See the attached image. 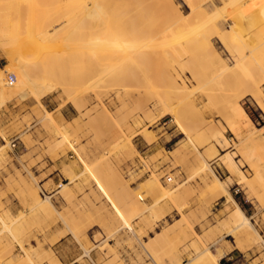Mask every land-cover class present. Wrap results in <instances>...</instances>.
I'll use <instances>...</instances> for the list:
<instances>
[{"label": "rangeland", "instance_id": "374dc122", "mask_svg": "<svg viewBox=\"0 0 264 264\" xmlns=\"http://www.w3.org/2000/svg\"><path fill=\"white\" fill-rule=\"evenodd\" d=\"M78 1L52 2L68 12L63 13L67 21L53 26L67 22L61 35L70 36L63 47L0 46L6 80L9 74L14 82L18 77L11 71L10 52L29 64L33 79L20 91H3L0 85V264H198L194 260L203 248L212 257L223 252L221 264H264V128L259 129L264 110L251 95L231 93L229 81H216L222 70L199 42L211 34L213 47L234 63L218 38L241 20L234 3L193 0L197 9L190 0H174L179 9L174 11L163 2L155 8L158 0L142 5L143 0H117L122 5L115 3L114 15L119 7L130 12L119 9L122 14L115 16L121 23L105 15L89 19L83 11L87 14L92 0ZM44 12L37 16L46 18ZM127 21L135 22L133 27ZM124 47L132 53L124 54ZM43 80L58 89L38 99L30 87ZM21 91H28L27 98ZM261 91L264 101V83ZM236 105L245 118L235 112ZM64 108L74 117L63 118ZM165 109L178 111L183 128ZM227 151L236 167L220 159ZM157 181L168 195L159 209L142 214V206L163 192ZM237 203L258 231L242 247L235 235H225Z\"/></svg>", "mask_w": 264, "mask_h": 264}, {"label": "bare ground", "instance_id": "6f19581e", "mask_svg": "<svg viewBox=\"0 0 264 264\" xmlns=\"http://www.w3.org/2000/svg\"><path fill=\"white\" fill-rule=\"evenodd\" d=\"M55 0H0V46L2 47H9V48H17V47H27V48H32V49H39L38 51H41L44 50V49H52L54 48L55 46H64L66 43H67V39L69 38L68 36H62L61 35V31H63V27L67 24L63 23L62 25L60 24V26L58 28H53L54 25L60 23L62 21V18L67 21L64 17L66 16L65 14L68 15V12L65 13V10L63 11L62 8L61 11L62 12V16H61V11H59V9H57L52 2H54ZM56 1H59V0H56ZM78 1V0H77ZM83 1L85 2V4L87 3L86 0H79L78 2L80 3H83ZM90 1V0H88ZM105 1H108V0H104L103 3ZM111 1L112 4V8H111V3L109 4L108 7H106L107 3H109ZM108 1L107 3L105 2V6L103 5L102 0L100 2V0H92V5L89 7V10L87 11V14H85V11H83L84 15H89V17H103L104 15L110 20V19H114V17H117L115 15H119L120 13L122 14V11L121 10H128L126 6H128V3L129 1L131 2V0H129L128 2H126L127 4L123 5L124 7L126 8H118V14L115 13L114 15V6H115V3L117 4V7H118V3L121 2V1H118L117 3V0H110ZM125 1V0H124ZM123 1V2H124ZM127 1V0H126ZM133 1V0H132ZM141 1V0H139ZM145 0H143V2L141 3V5L144 2ZM156 1V0H155ZM159 2L158 5L155 4V8L156 6H163L162 3L160 4V2H163L164 3H168L170 4L169 6H171V8L174 10V11H178L179 9H177L175 6V1L174 0H158ZM189 1V0H188ZM206 1V0H205ZM234 5L236 6L237 10L240 12L241 14V20L237 23H234L232 24L229 28H228V31H226V33L224 34H221L219 35V40L221 41V43L223 44V47L225 48V50L234 57V63L233 64H230L222 55L221 53L217 52V50L215 49V47H213L212 43H211V37L213 38V36H211V34H208L206 32V37H203L201 41H199L200 43H204L206 45V48L207 50L209 51V53L207 52V54H212L214 57V61L215 63H218L220 69L222 70V72L218 73L217 76L215 77L216 81H221L223 82L224 80L226 81H229L230 84H231V89L232 92L231 93H239L241 96H244V95H251L258 103V105L264 110V101L262 100V91H261V85L264 83V0H231ZM65 2V1H64ZM62 3V5L66 4L67 2L65 3ZM75 2V1H73ZM72 2V3H73ZM78 2L76 4H78ZM134 2H136L134 0ZM133 2V3H134ZM138 2V0H137ZM151 2V0H150ZM153 2V1H152ZM186 2V1H185ZM191 3H193L192 6H194V2L196 1H189ZM201 2V1H200ZM204 2V1H203ZM202 2V3H203ZM50 3H52L53 6L50 5ZM59 3V2H58ZM140 3V2H139ZM147 3V2H146ZM156 3V2H154ZM153 3V4H154ZM198 3V1H197ZM61 4V3H60ZM68 4L71 5V3L69 2ZM67 4V5H68ZM88 4V3H87ZM132 3H130V6L131 8L135 6V4L131 5ZM138 4V3H136ZM151 4V3H150ZM196 4V3H195ZM69 5V6H70ZM119 5H122V3ZM200 5V4H199ZM56 6H59V4H56ZM76 6V5H75ZM165 6V5H164ZM198 4H196L194 7H197ZM68 7V6H67ZM152 6H150L149 8H151ZM168 7V5L166 6ZM165 7V8H166ZM199 7V6H198ZM197 7V9H198ZM70 8V7H69ZM68 8V10H69ZM75 7H72V10L74 9ZM85 8H87L85 6ZM111 8V9H110ZM130 8V7H128ZM130 8V9H131ZM140 8L142 9V6H140ZM144 8V6H143ZM159 8H161L159 6ZM164 8V7H163ZM63 9H65V7L63 6ZM111 11H110V10ZM121 9V10H119ZM146 9V8H144ZM154 9V8H153ZM169 9V8H168ZM195 9V8H194ZM195 9V12L196 10ZM47 11V14L46 18H40L39 16H37L38 13H40V11ZM71 10V8H70ZM139 10V9H138ZM161 10V9H160ZM116 11V9H115ZM120 11V13H119ZM134 11V9H133ZM132 11V12H133ZM137 11V9H136ZM134 11V12H136ZM198 11V10H197ZM73 12L75 13V10H73ZM73 12L69 13V15L73 14ZM132 12H131V16L130 18L132 17ZM143 12V11H141ZM140 12V13H141ZM145 12V11H144ZM159 12V11H158ZM201 12V11H200ZM42 13V12H41ZM43 13V15H45ZM63 13L64 16H63ZM82 13V15H83ZM124 13V11H123ZM129 10H128V16H129ZM139 13V14H140ZM168 13V12H167ZM177 13V12H176ZM199 13V12H198ZM204 13V12H203ZM135 14V13H134ZM146 14V13H145ZM165 14V13H164ZM83 15V16H84ZM149 15H153V14H149ZM161 15V14H160ZM177 15H181L179 18L176 17L177 19H180L182 17V14L179 12L177 13ZM193 12H192V16H193ZM198 16V14H195ZM201 15V14H200ZM75 16V15H74ZM120 16V15H119ZM122 16H125L124 14ZM139 16H142L139 15ZM138 15L135 17H139ZM184 16V15H183ZM202 16V15H201ZM73 17V16H72ZM86 17V16H85ZM84 17V18H85ZM88 17V16H87ZM91 17L89 19H91ZM134 17V16H133ZM132 17V18H133ZM144 17V16H142ZM141 17V18H142ZM147 17V15H146ZM152 17V16H151ZM159 17V16H158ZM205 16H203L204 18ZM71 18V17H70ZM82 18V17H81ZM80 18V19H81ZM119 17H117V20L119 21L118 19ZM155 18V17H154ZM176 18L174 17L173 18V21L176 20ZM190 18V16L188 17ZM201 18V17H200ZM74 19V17H73ZM86 19V18H85ZM106 19V18H105ZM136 19V18H135ZM144 19V18H143ZM141 19V20H143ZM148 19V18H147ZM146 19V20H147ZM183 19V17H182ZM180 19V20H182ZM191 19V18H190ZM189 19V20H190ZM195 19V18H194ZM206 19V18H205ZM69 20V19H68ZM71 20V19H70ZM69 20V21H70ZM92 20V19H91ZM90 20V21H91ZM103 22H104V18H102ZM108 20V21H109ZM124 21V19H122ZM138 20V19H136ZM135 20V21H136ZM161 20V19H160ZM167 20L168 19V16H167ZM172 20V18H171ZM170 20V22H171ZM180 20H178L180 22ZM185 20V19H183ZM73 21V20H72ZM71 21V22H72ZM76 21V20H75ZM87 21V19H86ZM134 21V19H133ZM132 21V22H133ZM149 22V19L147 20ZM207 21V20H206ZM64 22V21H63ZM79 22H81L79 20ZM89 22V21H88ZM121 22V19L120 21ZM118 22V23H119ZM129 21H127L128 23ZM131 22V21H130ZM131 22V23H132ZM138 22V21H137ZM143 22V21H142ZM141 22V23H142ZM158 22V20L156 21ZM155 22V23H156ZM175 22V23H174ZM173 23L174 24H177V21H174ZM192 22V21H191ZM211 22H213L211 20ZM73 23V22H72ZM78 23V22H77ZM96 23V22H95ZM106 23V22H105ZM122 23V22H121ZM126 23V22H125ZM131 23L128 25H131ZM135 22H133L134 24ZM154 23V24H155ZM167 23V22H166ZM184 23V22H183ZM193 23V22H192ZM206 23V22H205ZM65 24V25H64ZM80 24V23H79ZM139 24V23H138ZM144 24V22H143ZM151 24V23H150ZM162 24V23H161ZM189 23L187 22V25ZM202 24V21L201 23ZM204 24V23H203ZM209 24V22H208ZM73 25V24H72ZM74 25H77V24H74ZM82 25V24H81ZM120 25H123V24H120ZM119 25V26H120ZM127 25V24H125ZM146 25V24H145ZM172 25V24H171ZM194 25V24H193ZM191 25V26H193ZM212 25V24H210ZM209 25V26H210ZM214 25V24H213ZM78 26V25H77ZM95 26V24H94ZM132 26V25H131ZM138 26V25H137ZM148 26V25H147ZM170 26V25H169ZM190 26V27H191ZM208 26V25H206ZM258 26L260 27L261 29V32L259 33L257 28ZM73 27V26H72ZM87 27V26H86ZM90 27V25L88 26ZM133 27V26H132ZM136 27V26H134ZM163 27V26H162ZM167 27V26H166ZM176 27V25H175ZM198 27V26H197ZM201 27V26H200ZM204 27V26H203ZM22 28H24V30L27 31V34L26 36H23V31ZM120 28V27H119ZM129 28H131L129 26ZM138 28V27H137ZM145 28V27H144ZM171 28V27H169ZM194 28V27H192ZM199 28V27H198ZM208 28H211V27H208ZM52 29V30H51ZM66 29V28H65ZM74 27L70 30H73ZM122 29V28H121ZM140 29V28H139ZM161 29V27H160ZM176 29V28H175ZM204 29V28H203ZM206 29V28H205ZM51 30V31H50ZM69 30V29H68ZM69 30V31H70ZM156 30V29H155ZM164 30V29H163ZM188 30V29H187ZM196 30H198L196 28ZM196 30H194L196 32ZM215 30H216V27H215ZM214 30V31H215ZM67 31V30H66ZM65 31V32H66ZM67 31V32H69ZM74 31V30H73ZM121 31V30H120ZM131 31V30H130ZM128 31V32H130ZM135 31V30H134ZM146 31V30H145ZM167 31V30H166ZM191 31V30H190ZM202 31V30H201ZM207 31V30H206ZM212 32V31H211ZM210 32V33H211ZM216 32V31H215ZM47 33V34H45ZM120 33H123L122 31ZM132 33V32H131ZM130 33V34H131ZM148 33V32H146ZM161 33V32H159ZM158 33V34H159ZM205 33V32H203ZM44 34L43 38H40L39 40L37 39L40 35ZM63 34V33H62ZM71 34V33H70ZM133 34H135L133 32ZM93 35V34H92ZM124 35H126L124 33ZM135 35H138V34H135ZM151 35V34H149ZM202 35V33H201ZM215 35V33H214ZM91 36V35H90ZM153 36V35H152ZM156 36V35H155ZM205 36V35H204ZM96 37H94L93 40H96ZM131 37V36H130ZM133 37V36H132ZM149 37V36H147ZM154 37V36H153ZM195 37V36H194ZM215 37V36H214ZM140 38V37H139ZM151 39V37H149ZM132 39V38H131ZM135 39V38H133ZM132 39V40H133ZM145 39V38H144ZM148 39V38H147ZM131 40V41H132ZM136 40V39H135ZM134 40V41H135ZM140 40V39H139ZM92 41V40H91ZM138 41V40H137ZM142 41V39H141ZM140 41V42H141ZM143 41H146V40H143ZM95 41H92L91 44H94V47L97 46V44L93 43ZM134 44V43H132ZM131 44V45H132ZM135 46L137 44H134ZM140 45V43L138 44ZM139 46H137L138 48ZM59 48V47H58ZM130 48V45L129 47ZM137 48L134 46L132 47V50L136 49L135 51H137ZM141 48V47H140ZM11 50V49H10ZM124 50V54L128 52L127 49H125V47L123 48ZM131 50V48H130ZM129 50V51H130ZM9 51V50H8ZM8 51H6L8 53ZM56 51V50H55ZM140 51V50H139ZM14 52H17L16 50ZM48 52V51H47ZM46 51L44 53H46L48 55ZM50 52V51H49ZM54 52V50H53ZM53 52H51V54H53ZM131 52V51H130ZM134 52V51H133ZM206 52V51H205ZM204 52V53H205ZM11 53V52H10ZM9 53V57L10 59L13 61L12 62V65L11 67L13 69H11V71H15L18 75L17 77V81L16 82H9L8 80H6L5 78V69H0V85L2 87V90H6L8 88H11V87H14V88H18L19 91L21 88L23 87H27L29 86L30 82H32L31 80L33 79H30L29 77V64L26 63V62H23L21 60H17L16 58H14V56L16 57V54L14 56H12V54ZM132 53V52H131ZM136 53V52H135ZM134 53V54H135ZM34 55H35V52H34ZM33 55V56H34ZM205 56V54H203ZM38 56V54H37ZM45 57V55H42V57ZM135 56V55H134ZM208 56V55H207ZM19 57V56H18ZM43 57V59H44ZM209 57V56H208ZM35 58V57H34ZM203 59H206L204 57H202ZM210 58V57H209ZM206 59V61L208 62V59ZM20 59V58H19ZM43 59H39L38 61L40 62V60H42L41 62L44 63ZM211 60V59H209ZM35 61H37L35 59ZM37 61V63H38ZM205 61V62H206ZM34 63V62H32ZM36 63V64H37ZM214 63V64H215ZM35 64V63H34ZM35 64V65H36ZM41 65V63H39ZM38 64V65H39ZM44 65H46L44 63ZM210 66V65H209ZM9 66H6L5 68H8ZM42 67V66H41ZM29 68V69H28ZM40 68V66H39ZM216 68V67H215ZM32 69V68H31ZM35 70V69H34ZM37 70V69H36ZM39 70V69H38ZM42 70V69H41ZM9 73V72H8ZM41 73V72H40ZM40 75V74H39ZM44 75V74H43ZM46 75V74H45ZM8 76V75H7ZM42 75H40V79H41ZM36 78V77H35ZM38 78V77H37ZM44 78V77H43ZM48 80V79H47ZM208 84L211 82V79H208ZM36 81V79H35ZM220 82V83H221ZM202 83V82H201ZM203 83H207V80H204ZM202 83V85H204ZM57 84V83H56ZM54 83H51L50 80L49 82L45 83V81L43 80L42 82H33L32 85H33V89L30 87L31 89V92L33 93V95H37L36 97L38 99H42V96L44 97V95L48 94V93H51L52 91L58 89V86ZM200 85V84H199ZM201 88V86H200ZM204 88V87H203ZM24 89V88H23ZM22 95L20 94V96L22 97H25L28 95V91H21ZM31 96V95H30ZM27 98V97H25ZM35 98V97H34ZM169 106V105H168ZM237 106V105H236ZM172 108V107H170ZM177 108V107H176ZM235 109V112H237L239 114L240 117H246L245 115V111L243 110V108L241 106H237L234 108ZM166 113H173L174 118H177L178 116L176 115V112L178 111H175L174 112V109H165ZM179 114V113H178ZM52 115V114H51ZM52 118V117H51ZM50 118V120H51ZM47 119V118H46ZM177 124L183 128L182 124L180 123V120L179 118L175 119ZM48 121V120H47ZM53 123V122H52ZM250 124V122H248ZM247 125V124H246ZM252 126V125H251ZM250 128V127H249ZM264 128V126H262L261 128L259 129H262ZM254 129V128H252ZM250 129V132H253V130ZM241 131V128H236V127H232V132L233 133H236V135L240 136V133L242 134ZM184 132V131H182ZM225 136H223L222 138H224ZM128 143H130L129 141V138H128ZM224 145H227L228 144V141L226 138H224ZM185 144V143H184ZM183 145V144H182ZM187 146V145H185ZM75 150L76 148L73 147ZM182 148V147H181ZM2 148H0L1 150ZM177 149L179 150V148H176V151ZM181 150V149H180ZM179 150V151H180ZM3 151V150H2ZM77 151V150H76ZM79 152V151H77ZM2 153V152H1ZM177 153V152H176ZM79 154V153H78ZM80 155V154H79ZM224 158V162H227L229 165L231 164V166H235V160L232 156V154H230L229 151L225 152L224 154H222L220 156V159L221 158ZM81 160H83L81 158ZM207 166H205L206 168L208 169H212L211 167H209V163L206 164ZM238 165V164H237ZM236 167V166H235ZM241 178L243 179V181H246V176L244 174H241ZM156 178V177H155ZM153 177V179L156 180ZM153 180V181H154ZM98 181V180H97ZM217 181L219 183V186L222 187V189L224 190V192H226L227 194L229 193L228 191V188L225 186V183L219 179L217 177ZM157 184L162 187V190L163 192L161 194H158L157 196L155 195L154 196V200L153 202L148 206V207H144L142 206V214H143V209L144 210H150V211H156L158 208V205L160 204L161 201H163V199H165V196L168 195L167 191L165 190L164 191V186L159 182L157 181ZM156 184V185H157ZM99 186H101V184L99 183ZM172 193H170L171 195ZM230 196V195H229ZM171 197V196H170ZM231 197V196H230ZM233 199V198H232ZM47 200L49 201V196L47 198ZM234 201V200H233ZM114 203V202H113ZM145 205V204H144ZM160 206V205H159ZM138 207V206H137ZM141 212H140V215H141ZM227 225H226V228H225V235L226 236H229V235H235L237 237V244L239 245V247H242V246H246V243L249 241V239H255L256 236L258 235V231L255 229L253 223L250 221V218L246 215L245 211L243 210V208L237 203L236 206L233 208V210L231 211V213L229 214V218H228V221H227ZM226 224V223H225ZM225 226V225H224ZM176 228V227H175ZM158 234H161V232H158ZM257 234V235H256ZM260 238V237H259ZM153 239H156V237H153ZM248 239V241H247ZM261 239V238H260ZM156 241V240H154ZM153 243V241H151ZM153 246V245H152ZM197 248V250H199L198 247H195ZM224 253L221 252L220 255L217 257L216 256H211V254L209 253V250L208 248H203L201 250L198 251V256L196 255V261L194 260V262H197L198 261V264H221L220 263V257H222ZM19 260V259H18ZM20 264H21V260H19ZM191 262V261H190ZM19 264V263H18ZM185 264H188V263H185ZM190 264V263H189ZM192 264V263H191ZM194 264V263H193Z\"/></svg>", "mask_w": 264, "mask_h": 264}, {"label": "crops", "instance_id": "0c3cea01", "mask_svg": "<svg viewBox=\"0 0 264 264\" xmlns=\"http://www.w3.org/2000/svg\"><path fill=\"white\" fill-rule=\"evenodd\" d=\"M47 105H51V103H49ZM60 114L65 119H67V117H70V118L74 117L73 112L67 111V109H65V108L63 110H61Z\"/></svg>", "mask_w": 264, "mask_h": 264}, {"label": "built area", "instance_id": "2783aa9c", "mask_svg": "<svg viewBox=\"0 0 264 264\" xmlns=\"http://www.w3.org/2000/svg\"><path fill=\"white\" fill-rule=\"evenodd\" d=\"M8 81L11 82V83L14 82L15 81V76L13 74H9L8 75ZM168 180H171V178H168Z\"/></svg>", "mask_w": 264, "mask_h": 264}]
</instances>
